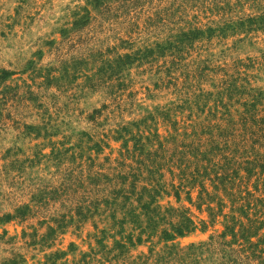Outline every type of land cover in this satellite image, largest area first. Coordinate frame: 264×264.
<instances>
[{
	"label": "rangeland",
	"instance_id": "rangeland-1",
	"mask_svg": "<svg viewBox=\"0 0 264 264\" xmlns=\"http://www.w3.org/2000/svg\"><path fill=\"white\" fill-rule=\"evenodd\" d=\"M3 71L0 264H130L150 248L209 241L232 214L230 197L203 178L223 198L212 218L200 184L180 169L208 165L195 148L211 139L233 161L234 195L248 192L247 215L260 212L249 241L264 239V0H0ZM246 131L256 134L242 147ZM130 171L140 173L133 205L154 197L152 207L185 212L196 229L165 241L163 223L140 242L137 229L116 258L98 240L110 249L120 239L112 192ZM27 205L24 219H4ZM220 255L201 253L204 264Z\"/></svg>",
	"mask_w": 264,
	"mask_h": 264
},
{
	"label": "trees",
	"instance_id": "trees-1",
	"mask_svg": "<svg viewBox=\"0 0 264 264\" xmlns=\"http://www.w3.org/2000/svg\"><path fill=\"white\" fill-rule=\"evenodd\" d=\"M107 1L108 0H95L97 5H102ZM2 73L3 75L0 76L1 80H5L9 74L5 71ZM253 106L254 105H252L246 113L255 120L257 110H255ZM261 123L264 124V121H261ZM255 134L256 133L253 131L242 132L241 146L245 147L246 143L255 136ZM257 139L258 138H256V140ZM225 143H227V140ZM201 145L195 148L198 149L196 154L200 155L199 161L208 162V165L200 166L197 164L194 170L188 172L186 169V166H189L188 164L181 167L180 171L182 172V175L187 173L191 174V179L200 184L201 189L199 191V199L202 200L200 204H207V210L212 218L222 213V207L224 206L223 198L216 193L213 195L209 194L202 185L203 178L207 177V179L210 180V183L216 192L222 190L226 196L230 197V201L232 202L230 211L232 214L223 215L227 219L224 224V230L217 236H211L207 242L201 241L198 243H190L185 248H178L175 245H165L164 249L156 253H153V249L150 248L148 254L137 255L129 262L130 264H204L206 259L201 257V253L207 250H212L215 254L219 252L221 253L220 258H214L211 256V264H264V257H262L261 254H256L259 245L264 243V239L256 243L249 241V238L256 234V230H254L253 226L262 225V221L259 219L258 215L260 212L254 210L252 214L254 218H250L247 215V210L251 208V200L248 197V192L245 197L240 193L234 195L233 188L235 185L232 183V180L237 174L230 173L233 161L228 156L223 155V157L221 155V158L218 157L220 153V150H218L220 142L211 139L208 141L207 145L204 146L205 149L202 150L200 149ZM187 155L186 152L182 155L180 164H184V161H190ZM214 158H216V160H213ZM136 170H139V168ZM139 174L140 173H137L136 171H130V174L128 175L119 173L117 176L120 182V187L113 190L112 203L114 204V211L120 209L122 216L121 218H117L116 214L112 213L110 218L113 222L112 226H118L115 234L119 235L120 239L115 240L113 247L110 249H106V245L101 244L102 240H98V243L102 246V252L104 255L116 251L117 253L114 254L113 257H124V255L128 253L129 247L135 245L133 237L134 232L137 229H139V234L136 237L137 242L141 241L140 236L142 233H148L149 230L154 232L157 227L163 223H169L168 228H162L160 231V237L165 241L172 240L176 236H184L196 229L192 219L187 217L185 212H177L173 209H165L161 211L159 206L152 207L151 204L155 201L154 197L151 198L150 202L140 204L142 197L138 196V206H141V211L137 212L139 207L133 205L130 200L136 193V182L138 181ZM129 175H131L133 179L130 181L129 187L126 188L125 183ZM181 188L182 187H180V189ZM175 196L179 200V192L176 191ZM187 197L191 200L189 192ZM214 201L217 203V211L209 205ZM237 204H239V207ZM28 208V205L19 207L16 209V214H7L4 219L6 221L17 217L24 219L29 213ZM170 212H173L174 217L177 219L176 222L169 221L168 216H171ZM240 217L246 218V223H243ZM130 224L131 226L128 232L125 233L127 230L125 226ZM227 234H230L231 240L226 239ZM237 237L243 239V242H239ZM244 243H247V246H244ZM254 258L259 259V262L253 263ZM13 264H17V262H14Z\"/></svg>",
	"mask_w": 264,
	"mask_h": 264
}]
</instances>
